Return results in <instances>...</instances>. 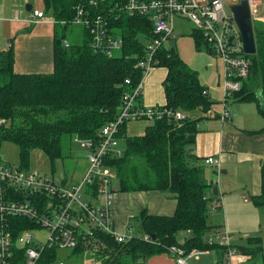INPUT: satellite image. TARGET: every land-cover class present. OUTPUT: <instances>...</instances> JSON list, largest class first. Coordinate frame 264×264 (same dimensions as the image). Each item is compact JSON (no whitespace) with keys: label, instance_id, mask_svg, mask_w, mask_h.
<instances>
[{"label":"trees","instance_id":"trees-1","mask_svg":"<svg viewBox=\"0 0 264 264\" xmlns=\"http://www.w3.org/2000/svg\"><path fill=\"white\" fill-rule=\"evenodd\" d=\"M40 1L46 17L51 11L53 22L52 69L17 72L12 44L0 50V147L3 142L15 144L17 165L24 169L30 168V154L35 149L51 162L60 158L66 136L97 139L101 128L116 117L123 93L141 78V69L135 64L143 57L144 43L151 35V22L146 17L124 13L126 0H97L95 6L85 0ZM78 3H84L93 15L101 16L106 35L122 40L120 49L112 56L93 49V34L84 26L81 42L68 38L66 31L74 25V7ZM191 35L198 48L203 45L199 32L194 30ZM254 37L256 52L248 55L249 78L232 99L254 101L264 118V29H254ZM155 57L157 66L166 69L162 106L182 110L185 118L155 119L138 135L127 134V122L121 124L118 139L123 143L122 154L105 158L104 164L116 173L115 192L170 191L175 195V211L172 215H153L143 209L134 216L143 234L149 235L148 241L135 236L127 242H118L106 232L94 231L80 238L71 251L79 256L85 254L100 264H145L150 256L177 245L178 235L186 232L182 245L186 251L213 250L215 264H220L226 246L203 240L217 226L207 222L208 202L219 201V197L213 195L212 184L204 180V165L192 150L198 118L189 114L195 110L205 113L218 101L209 97L197 71L173 47H160ZM127 77L131 79L129 85L124 83ZM251 132L264 133V126ZM250 199L255 206H264V159L260 167V190ZM12 223L16 228L14 234L17 229L35 226L24 217H13ZM234 243L247 256L244 263L257 257L264 262V246L258 236L241 237ZM57 253L55 248L44 247L40 263L54 261ZM15 254L16 262L21 263L23 247H16Z\"/></svg>","mask_w":264,"mask_h":264},{"label":"built area","instance_id":"built-area-1","mask_svg":"<svg viewBox=\"0 0 264 264\" xmlns=\"http://www.w3.org/2000/svg\"><path fill=\"white\" fill-rule=\"evenodd\" d=\"M85 1L94 6L97 4V0ZM242 1L246 2L250 16L257 13L261 0H126L123 7L125 14L146 17L151 22V35L144 43V55L135 64L141 69V78L131 90L123 93L116 117L101 128L97 139L74 137L80 147L87 150L88 165L79 181L58 182L37 169L11 166L0 155V264H43L40 260L44 247L57 251L71 250L80 238L94 231L106 232L118 242H127L136 236L131 227L122 232L114 229L113 187L116 173L104 164V159L122 154L118 139L121 124L163 117L173 120L185 118L180 109L141 103L145 79L158 65L155 57L158 49L165 46L167 40L175 39L173 31L177 18L190 21L194 25L193 31L200 33L208 53L221 60L223 82L219 118L226 121L230 117L227 101L241 89L251 72V58L244 51L232 9ZM225 2L231 3L230 12L225 10ZM74 12L72 24L84 26L93 34L91 45L95 51L112 56L120 49L122 40L105 34V22L101 16L93 15L84 3H78ZM29 16L33 19L47 18L42 10L33 7ZM64 43L68 45L67 41ZM124 83L131 84V79L125 78ZM204 163L212 166L215 174L221 173L219 157L207 155ZM217 183L218 180L212 179V185ZM215 200L210 202L213 210L220 207L219 201ZM13 217L27 218L35 226L17 229L14 234ZM38 228L49 231L42 242L33 240L32 230ZM141 238L150 240L147 234ZM203 240L208 244L226 246L220 264H243L247 260V256L235 247L232 235L222 226L212 228ZM184 241L183 238L167 249L175 257V264H189V258L207 253V250L200 249L186 251L182 247ZM16 247H23L21 263L15 259ZM45 264L65 263L55 259ZM91 264L100 262L92 260Z\"/></svg>","mask_w":264,"mask_h":264},{"label":"crops","instance_id":"crops-1","mask_svg":"<svg viewBox=\"0 0 264 264\" xmlns=\"http://www.w3.org/2000/svg\"><path fill=\"white\" fill-rule=\"evenodd\" d=\"M24 1L0 0V50H4L12 44L15 53L14 69L17 72H48L52 69V18L33 19L30 16L25 18L22 9ZM35 8L42 10L39 7ZM190 67L197 69L193 64ZM196 71L200 82L205 84L204 77L207 70L204 68L203 76L198 70ZM165 76L166 69L164 67L157 66L151 70L143 85L141 95L143 105L161 106L165 104L162 84ZM208 95L211 99L219 102L218 99L222 93L213 96L208 91ZM233 100L238 102L240 107L229 110L230 117L226 121H221L219 118L221 110L215 115L211 114V109L205 113L195 110L189 114L196 113L195 116H191L192 118L200 117L201 113L204 115L203 119L197 121L198 132L192 148L195 155L203 161L204 180L211 183L216 173L212 166L204 163V158L207 155L219 157L221 173L227 174L218 180L217 184L220 181V185L217 187V195L220 207H217L213 216L219 214L223 209L226 212L224 223L227 229L235 231L238 227L234 223H230V217L233 211H239L241 207L249 210H254L253 207H257L259 220L263 218L264 222V206H254L249 202L250 197L258 194L260 190V167L264 159V133L251 131L261 129L264 126V118L258 113L256 105L253 108L245 107L244 104L253 103L252 101L241 102L234 98ZM242 111L249 113L245 116ZM202 121H204V128L201 129ZM143 130L137 131L139 132L137 134H129L127 131V134L138 135L142 134ZM216 185L212 186L216 187ZM234 186H238L239 190L235 189ZM210 192L207 194L208 196L211 195ZM211 201L212 199L209 200V202ZM175 207V195L170 191H116L113 200V226L120 232L129 229V227L133 230L131 220L143 209L153 215H172ZM211 225L214 226V224ZM217 226H223V224ZM230 227L234 228L230 229ZM245 231H250L252 234L244 232L248 234L243 233L240 237L258 236L263 245L264 227L261 224L258 228L252 225ZM152 258H149L147 264H161L157 260L151 263Z\"/></svg>","mask_w":264,"mask_h":264},{"label":"rangeland","instance_id":"rangeland-1","mask_svg":"<svg viewBox=\"0 0 264 264\" xmlns=\"http://www.w3.org/2000/svg\"><path fill=\"white\" fill-rule=\"evenodd\" d=\"M31 4L34 8L39 7L43 9V3L40 0H25L22 6L25 18L29 17V11L26 10V5ZM231 3L225 2L224 7L227 12H230ZM48 16L51 18V11H49ZM252 24L255 30L264 29V0H261V3L257 6V13L251 16ZM194 25L187 20L177 18L174 21V35L175 39H169L165 42V46L173 47L174 50L178 53V56L186 62L188 65H194L203 76L204 68L207 70L205 75V84L208 88L210 95L217 96L222 93L221 84L223 82V66L220 59L210 55L206 50L205 46L202 44L197 47V44L194 40V37L191 35L193 31ZM67 36L70 40H75V42H81L82 38V26L81 25H72L67 31ZM196 62V63H195ZM192 63V64H191ZM221 98L218 99L219 102L212 105L211 114L215 115V113H219L221 110ZM238 101V100H237ZM245 107L253 108L256 103L244 104ZM243 105V106H244ZM226 107L231 110L234 108L240 107V104L233 99H230L226 104ZM242 107V106H241ZM257 108V105H256ZM249 113V112H247ZM247 113L242 111V114L247 116ZM196 113L191 116H195ZM204 115L201 113L199 120L203 119ZM256 117H258L256 115ZM261 117V116H260ZM250 118V117H248ZM152 121L148 119L144 120H136L129 121L127 123V131L129 134H137L144 129V126L149 125ZM258 125V124H257ZM201 129L204 128V121L201 122ZM123 147V143H120V148ZM62 156L60 158L54 159L52 162L46 157V155L38 150H32L30 154L29 167L33 169H37L40 172L48 174L52 176L56 181H71L77 182L80 180L83 173L86 170L88 165L87 163V150L80 147L79 143L75 141L74 137L66 136L62 141ZM0 155L7 164L11 166H16L19 164L18 161V147L11 142H3L0 147ZM203 163V161L201 160ZM204 171V169H203ZM214 171H216L214 169ZM227 174L220 173L219 175L215 174V180H220V178L226 176ZM231 175V173H229ZM219 184L216 185L218 187ZM235 189H238V186H234ZM248 196V195H247ZM251 205L253 204L251 199H249ZM254 205V204H253ZM255 206V205H254ZM254 210H249L247 208L241 207L239 211H233L230 217V223H234L237 226V230H228L226 224L224 223V215L226 212L221 209L219 214L213 216L215 214L216 209H212L211 203L208 202V219L207 222L209 224L220 225L223 224L222 227L226 228L229 233L232 235V241L238 242L244 232H248L252 234L250 231H245V229L253 226L259 227L261 224L264 227L263 218L259 220L258 216V208L253 207ZM247 217V218H246ZM255 223V224H254ZM225 224V226H224ZM131 226L133 227L134 233L137 237H141L143 235V231L139 223L133 218L131 220ZM229 226V225H228ZM234 227H230L232 229ZM241 228V229H239ZM209 231L207 232V234ZM244 233V234H248ZM49 234V231L45 228L32 230L33 240L42 242L44 241ZM183 234H187L186 232H181L178 235V240L181 241L183 239ZM264 246V242H263ZM153 257V258H152ZM151 263L154 260H157L161 264H175V257L170 254L168 251L161 252L159 254H155L150 256ZM149 258L146 260H149ZM56 260L63 261L65 264H91V259L85 254L82 256L75 255L69 249L58 250ZM257 262V264H263L262 259L257 257L256 259L250 260L247 264L252 262ZM189 264H215V253L213 250L207 251V253H203L198 257H191L187 260Z\"/></svg>","mask_w":264,"mask_h":264},{"label":"water","instance_id":"water-1","mask_svg":"<svg viewBox=\"0 0 264 264\" xmlns=\"http://www.w3.org/2000/svg\"><path fill=\"white\" fill-rule=\"evenodd\" d=\"M31 7V4H27L26 10L29 11ZM232 9L234 12L235 22L242 37L244 51L247 54H254L256 52L254 27L252 24L248 6L245 1H242L240 4L233 6ZM212 193L213 195L218 194L217 187L213 188ZM151 238L155 239V235H151Z\"/></svg>","mask_w":264,"mask_h":264}]
</instances>
